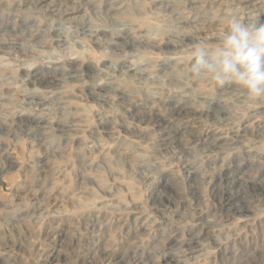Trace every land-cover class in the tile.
<instances>
[{"label": "rangeland", "instance_id": "rangeland-1", "mask_svg": "<svg viewBox=\"0 0 264 264\" xmlns=\"http://www.w3.org/2000/svg\"><path fill=\"white\" fill-rule=\"evenodd\" d=\"M240 1L0 0V264H264V99L190 72Z\"/></svg>", "mask_w": 264, "mask_h": 264}, {"label": "clouds", "instance_id": "clouds-1", "mask_svg": "<svg viewBox=\"0 0 264 264\" xmlns=\"http://www.w3.org/2000/svg\"><path fill=\"white\" fill-rule=\"evenodd\" d=\"M216 41L212 47L204 41L195 44L192 78L221 87L237 85L250 101L264 99V22L244 21L234 13L227 28L216 34Z\"/></svg>", "mask_w": 264, "mask_h": 264}, {"label": "bare ground", "instance_id": "bare-ground-1", "mask_svg": "<svg viewBox=\"0 0 264 264\" xmlns=\"http://www.w3.org/2000/svg\"><path fill=\"white\" fill-rule=\"evenodd\" d=\"M33 1V0H32ZM45 1H47V0H34V2H39V5H41V6H43V3H45ZM159 1V0H158ZM246 1V0H245ZM240 3H244V1L242 2V0L240 1ZM230 5V4H229ZM47 6H48V4H47ZM46 6V7H47ZM45 7V6H44ZM41 8V7H40ZM43 8V7H42ZM251 8V7H250ZM113 9V8H112ZM252 9V8H251ZM254 10V9H253ZM115 11V10H114ZM68 15V14H67ZM123 38H125V37H123ZM124 45V44H123ZM140 66V65H139ZM117 69V68H116ZM122 69H124V70H127L128 72H131L130 74H131V76H138V74H135L136 73V67H127V66H123L122 67ZM145 72V71H144ZM164 77V76H163ZM185 77V76H184ZM139 78H140V76H139ZM158 78V77H157ZM161 78V77H160ZM173 80V79H172ZM148 81V80H147ZM164 82V81H163ZM164 86V85H163ZM164 89V88H163ZM163 89H161V90H163ZM168 91V90H167ZM27 93V92H26ZM176 93V92H175ZM163 94V93H162ZM182 98V97H181ZM255 103V102H254ZM215 104V103H214ZM218 104V103H217ZM188 105H190V104H188ZM189 107V106H188ZM187 107V108H188ZM185 108V107H184ZM181 109V108H180ZM223 109V108H222ZM184 110V109H183ZM224 110V109H223ZM217 111H219V110H216L215 111V114H216V112ZM209 112V111H208ZM220 114V113H219ZM218 119V118H217ZM245 127V126H244ZM192 131V130H191ZM168 133V132H167ZM217 135V134H216ZM219 137V136H218ZM262 138V137H261ZM211 162V161H210ZM214 162V161H213ZM253 181V180H252ZM160 193V192H159ZM233 201V200H232ZM159 205V204H158ZM164 219V218H163ZM196 248V247H195ZM196 250V249H195ZM111 261V260H110ZM112 263V262H111ZM113 263H115V262H113Z\"/></svg>", "mask_w": 264, "mask_h": 264}]
</instances>
